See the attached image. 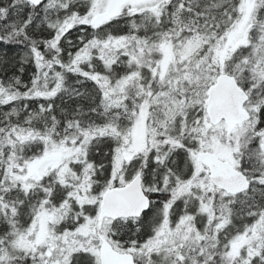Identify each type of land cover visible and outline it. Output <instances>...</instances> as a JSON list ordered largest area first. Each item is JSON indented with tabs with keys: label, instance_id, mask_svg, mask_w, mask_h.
I'll return each instance as SVG.
<instances>
[{
	"label": "snow or ice",
	"instance_id": "snow-or-ice-1",
	"mask_svg": "<svg viewBox=\"0 0 264 264\" xmlns=\"http://www.w3.org/2000/svg\"><path fill=\"white\" fill-rule=\"evenodd\" d=\"M0 264H264V0H0Z\"/></svg>",
	"mask_w": 264,
	"mask_h": 264
}]
</instances>
